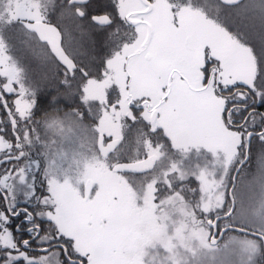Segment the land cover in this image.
Here are the masks:
<instances>
[{
	"label": "snow or ice",
	"instance_id": "snow-or-ice-1",
	"mask_svg": "<svg viewBox=\"0 0 264 264\" xmlns=\"http://www.w3.org/2000/svg\"><path fill=\"white\" fill-rule=\"evenodd\" d=\"M33 63L84 111L44 110ZM257 104L264 0H0V264H264ZM254 142L249 212L239 177ZM21 215L30 239L10 227Z\"/></svg>",
	"mask_w": 264,
	"mask_h": 264
},
{
	"label": "trees",
	"instance_id": "trees-1",
	"mask_svg": "<svg viewBox=\"0 0 264 264\" xmlns=\"http://www.w3.org/2000/svg\"><path fill=\"white\" fill-rule=\"evenodd\" d=\"M96 53H94L93 50L89 51L88 53V57H91L93 55H96ZM86 63H90V62H86ZM32 66L34 67L35 64L33 63ZM42 72L41 73H37L36 76L34 77V79H37L40 81V103H41V107L48 111L50 114L52 115H59V116H63L64 112H68L73 108H79L81 111H84L85 106H82L79 103L78 99H70L67 98L65 96V90L61 87L58 86L57 84V80L54 76V69H48L44 67V69H41ZM45 77L44 79H41V77ZM53 97L57 98V103L55 105L49 104L48 101H50ZM5 100H7L8 104L10 106H12L13 103V98L14 95H6ZM3 107H0V120H7V117L5 115V111L4 109H2ZM57 109L59 111H57ZM95 109V108H93ZM255 110L258 113H264V104H257L255 107ZM42 113L38 112L36 114V119H40ZM84 123L86 125H92L93 121L90 119H85ZM3 125H0V127H2ZM41 132V136H44V132L43 129H40ZM10 134V133H9ZM53 136V135H52ZM51 136V137H52ZM259 149V146L256 148ZM258 152V150H257ZM255 157L259 160L258 157V153L255 154ZM260 162V161H259ZM40 189L38 187L37 189V193L39 194ZM16 223L14 222V219L12 220V224L10 225V227L13 229V234L16 238H18V234L15 232V225Z\"/></svg>",
	"mask_w": 264,
	"mask_h": 264
},
{
	"label": "rangeland",
	"instance_id": "rangeland-1",
	"mask_svg": "<svg viewBox=\"0 0 264 264\" xmlns=\"http://www.w3.org/2000/svg\"><path fill=\"white\" fill-rule=\"evenodd\" d=\"M87 39V38H85ZM44 69V67H36V65L33 67L32 66V74L35 77L37 73H41L42 70ZM46 69V68H45ZM99 76V75H98ZM110 95H112V90H109ZM15 96L13 98V101L15 100ZM93 108L96 107V105H92ZM3 109V108H2ZM133 111L135 112L136 110L133 109ZM52 133H48V139L49 140H59L58 136H52ZM259 145H256L254 142V147H253V151H252V157H251V162H249V165H247L246 169H245V173L242 174V178L240 179V188L241 191H243L245 193V200H244V207L246 210H248L249 212H251L252 209H254L255 207L258 206V196L254 195L252 192H250L248 190V188L246 187L248 185V183L253 179V177L255 175H257L258 173V169L260 166V162L259 160L254 156L256 153H259V149H256ZM40 150V149H38ZM258 150V152H257ZM11 165H5V167H10ZM190 181V182H189ZM188 184L189 187L191 188H196L198 187V184L196 183V181L194 180V178L190 177L189 180L186 182ZM38 194V193H37ZM18 202H26L29 203L28 201H25L23 197L18 196L17 197ZM35 202V201H32ZM212 218V217H209ZM239 226V225H237ZM231 235H237V233L232 232V233H226L225 236L223 237V239L219 242L220 244H223L228 236Z\"/></svg>",
	"mask_w": 264,
	"mask_h": 264
},
{
	"label": "flooded vegetation",
	"instance_id": "flooded-vegetation-1",
	"mask_svg": "<svg viewBox=\"0 0 264 264\" xmlns=\"http://www.w3.org/2000/svg\"><path fill=\"white\" fill-rule=\"evenodd\" d=\"M93 51H94V53L97 52V54L93 55L91 57H88V55L85 56L84 57V63L85 64H89L91 66V68L93 69V72H92L93 76L102 75L103 67L101 66V59L106 55V50L101 45L97 44ZM86 62H90V63H86ZM111 96L114 98L115 92H112ZM236 119L239 122L240 117H237ZM249 162H251V160ZM248 165H249V163H248ZM241 178H242V175H241V177H239V180ZM17 207H18V209L27 208L30 212L34 211V210L35 211H39V209L35 208V202H29V203L18 202ZM13 219H14V222L16 223L15 225L20 224L22 226V228H28V227L31 226V225H29L27 223H22L24 221V216L23 215H21L20 217H17V218H13ZM36 223L40 224L42 228H47L48 227V224L46 222V218H39V219L36 220ZM221 223H223V222H221ZM237 227H239V226H237ZM16 233L19 235L18 238H17L18 240L30 239V237L28 236L27 232H23L22 231V232H16ZM217 235H219V233H217ZM223 237L220 238L218 242H220L223 239ZM33 246L35 247L36 245L34 244Z\"/></svg>",
	"mask_w": 264,
	"mask_h": 264
},
{
	"label": "water",
	"instance_id": "water-1",
	"mask_svg": "<svg viewBox=\"0 0 264 264\" xmlns=\"http://www.w3.org/2000/svg\"><path fill=\"white\" fill-rule=\"evenodd\" d=\"M235 174V173H234ZM213 231H215V229L213 230ZM219 236V235H218Z\"/></svg>",
	"mask_w": 264,
	"mask_h": 264
}]
</instances>
